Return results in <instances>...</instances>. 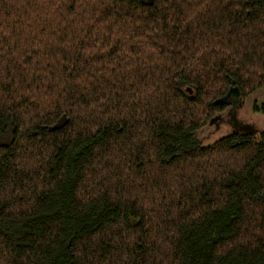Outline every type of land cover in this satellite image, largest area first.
I'll return each instance as SVG.
<instances>
[{"label":"trees","instance_id":"trees-1","mask_svg":"<svg viewBox=\"0 0 264 264\" xmlns=\"http://www.w3.org/2000/svg\"><path fill=\"white\" fill-rule=\"evenodd\" d=\"M232 81L264 0H0V264H264V133L193 137Z\"/></svg>","mask_w":264,"mask_h":264},{"label":"rangeland","instance_id":"rangeland-1","mask_svg":"<svg viewBox=\"0 0 264 264\" xmlns=\"http://www.w3.org/2000/svg\"><path fill=\"white\" fill-rule=\"evenodd\" d=\"M264 101V89H259L253 94L242 98L239 104L227 105L221 113L214 114L206 124L193 133L194 140L201 146H206L232 132L252 131L264 133V115L253 111L255 105ZM221 119H216L217 116ZM211 120H213L211 122ZM211 122V123H210ZM232 125L235 127L233 128ZM10 134L0 135V143H6Z\"/></svg>","mask_w":264,"mask_h":264},{"label":"water","instance_id":"water-1","mask_svg":"<svg viewBox=\"0 0 264 264\" xmlns=\"http://www.w3.org/2000/svg\"><path fill=\"white\" fill-rule=\"evenodd\" d=\"M187 92H190L189 89H187ZM242 100V95L241 92L239 91V89L234 85V82H231V85L228 89V91L226 92V94L219 98L216 103L217 104H224V105H231V103L233 105L239 104ZM213 121V120H211Z\"/></svg>","mask_w":264,"mask_h":264},{"label":"flooded vegetation","instance_id":"flooded-vegetation-1","mask_svg":"<svg viewBox=\"0 0 264 264\" xmlns=\"http://www.w3.org/2000/svg\"><path fill=\"white\" fill-rule=\"evenodd\" d=\"M219 113H221V112H219ZM216 119H221L220 121H223V119L221 118V116L219 115V116H217V118ZM212 122V121H211ZM210 122V123H211ZM232 127L234 128L235 126L234 125H232Z\"/></svg>","mask_w":264,"mask_h":264}]
</instances>
